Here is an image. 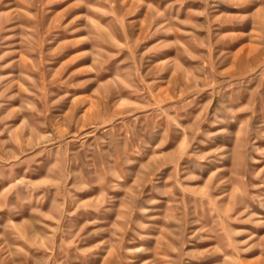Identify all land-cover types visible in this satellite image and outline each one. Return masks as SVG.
Listing matches in <instances>:
<instances>
[{"label": "rangeland", "instance_id": "rangeland-1", "mask_svg": "<svg viewBox=\"0 0 264 264\" xmlns=\"http://www.w3.org/2000/svg\"><path fill=\"white\" fill-rule=\"evenodd\" d=\"M0 264H264V0H0Z\"/></svg>", "mask_w": 264, "mask_h": 264}]
</instances>
